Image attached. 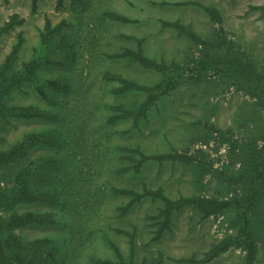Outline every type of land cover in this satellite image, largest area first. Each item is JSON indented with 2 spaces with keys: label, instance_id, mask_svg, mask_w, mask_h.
<instances>
[{
  "label": "rangeland",
  "instance_id": "1",
  "mask_svg": "<svg viewBox=\"0 0 264 264\" xmlns=\"http://www.w3.org/2000/svg\"><path fill=\"white\" fill-rule=\"evenodd\" d=\"M56 3L40 0L33 13L32 0H0V26L12 13L25 17L23 24L1 38L0 66L19 34L24 43L15 70L32 58L40 46L46 16L52 25L66 22L45 49L50 62L43 61L36 71L56 82V86H45L48 98L29 81L13 86L8 97L9 104L34 106L43 115L0 117V151L12 150L29 134L36 133L40 140L20 160L0 164V191L11 187L15 175L32 166L28 181L38 196L35 201L7 208L0 204L5 235H10L6 228L10 217L31 212L43 221L11 232L24 244L48 240L19 264H120L113 244L127 262L134 250V264L160 252L165 255L163 264H247V250L239 244L208 263L181 260L202 258L214 244L238 238L244 223L236 207L209 218L185 207L172 214L170 229L151 241L157 225L149 216L158 213L162 202L145 196L122 214L118 207L130 196L117 195L112 189L143 191L144 185L161 186L171 198L245 196L250 179L241 175L251 149L256 155L264 154V98L256 87L255 91L240 87L239 82L249 71L264 73V9H252L264 6V0H64V7L58 10ZM206 8L216 9L220 22ZM108 11L133 22L114 20L107 16ZM163 20L189 24L213 42L223 28L231 47L221 44L209 51L216 67L202 78V46L164 27ZM126 48L156 61L178 64L184 82L161 96L140 122L126 118L109 123L110 105L135 108L147 93H114L118 82L106 80L105 73L122 74L148 86L165 78L163 72L132 58L112 56ZM178 73L171 70L168 75L178 77ZM122 146L140 147L151 155L178 152L190 160L152 159L138 172H120L131 163L123 159ZM249 172L255 175L253 169ZM249 220L257 243L254 264H264V201Z\"/></svg>",
  "mask_w": 264,
  "mask_h": 264
},
{
  "label": "trees",
  "instance_id": "2",
  "mask_svg": "<svg viewBox=\"0 0 264 264\" xmlns=\"http://www.w3.org/2000/svg\"><path fill=\"white\" fill-rule=\"evenodd\" d=\"M7 1V0H5ZM40 0H32V12L35 13L38 8V2ZM64 7V0H57L56 9H61ZM211 14L213 19L220 22V13L213 8H206ZM252 9H264V6H252ZM107 16L110 18L129 23L133 22V19L114 12H106ZM25 22V17H22L19 13H12L9 18L4 21L0 26V41L4 34L10 32L17 25H21ZM66 22L63 20L59 24L52 25L51 19L46 16L44 28L40 31L41 41L39 48L36 49L35 54L31 59L24 61L22 66L15 70V63L19 57V53L24 43V38L22 34L18 35V41L12 47V50L8 53L4 63L0 66V117L5 118L8 115L11 116H24V117H40L43 115V111L34 106H19L12 105L8 103V97L10 90L13 86L18 85L22 81H29L35 84L38 93L44 97L48 98L45 90L47 85H55L56 82L52 79H45L40 77L36 71L39 65L43 61L49 59L46 58L45 49L47 48L51 39L61 32V29L65 26ZM162 24L166 28H171L181 36H186L192 39L197 44L201 45L204 49L203 58L200 62V76L205 78L210 69L215 68L213 61L210 59L209 51L218 49L221 44L229 45L230 41L222 34L224 31L221 28L218 32V38L216 41H210L201 37L197 34L191 25L184 24L178 20H163ZM231 44V43H230ZM231 47V45H229ZM113 57H129L134 61L140 63L146 68H152L161 71L165 74V78L158 84L148 86L140 84L139 82L129 80L122 74L115 73H105L104 78L108 81L118 82V86L113 87V92L117 94H122L127 91L135 90L147 93V97L140 103L138 107L128 108L124 104H112L110 109L112 114L109 117V123L115 122L119 119L132 118L135 122H140L147 117L150 108L155 105L161 96L168 94L172 89L176 88L183 80V68L178 64L172 62L168 64L165 61H156L148 56L144 55L141 51H137L131 48H126L123 51H119L112 54ZM194 70V66L191 67ZM198 68V67H197ZM177 71L178 77L173 75H168L170 71ZM198 78V77H197ZM197 80V79H196ZM239 86H247L249 89L258 91L262 94L261 97L264 98V73H258L254 71H249L247 75L243 78V82H239ZM257 94V92H255ZM38 135L36 133L29 134L27 139L19 143L10 151H0V164L8 165L14 161L20 160L23 155L27 152L29 148L40 142ZM235 146L240 147L239 144ZM120 150L124 153L123 159L130 160L131 163L127 164L120 169V172H125L127 170L140 171L143 164L152 159L159 161L165 160H190V157L185 154H180L178 152L164 153L158 155H151L145 153L140 147H130L122 146ZM252 154H250L249 161L245 163L244 167L246 169L245 173L241 175L248 176L250 181V186L247 188L245 196H236L232 199H216L212 197H206L202 195L194 196H180L178 198H171L168 196L163 187H148L144 185L143 191H137L132 188L124 187H113V192L117 195L130 196V200L120 207L118 210L122 214L126 213L131 209V207L141 198L145 196H150L152 199H159L162 202V206L155 215H150V219L156 220L157 228L154 230V235L151 241L159 240L163 233L170 229L171 227V216L175 211H180L185 207H193L199 210L204 218H209L213 215H219L226 211L231 206H234L238 210V216L242 222L243 227L238 238H228L224 241L214 244L209 250L204 252L202 258L191 257L189 259H181L191 263H208L217 258L221 253L228 250L233 244L242 245L247 250V264H254L257 255V243L254 236V230L251 228L250 215L258 208L264 201V154L263 156L256 155L254 153V148L251 149ZM250 151V152H251ZM264 151V150H263ZM241 156L244 157L242 151ZM249 169H253L254 176H250ZM32 166L24 168L19 175H15L14 181L11 187L3 188L0 191V204H3L7 208L24 201H35L38 196L31 189L30 183L28 181V176L32 173ZM240 177V176H239ZM240 177V178H241ZM2 178V177H1ZM40 221L43 219L36 216L35 214L29 212L25 214H15L6 221V228L10 230V235H5L6 231L4 228L5 222L0 224V264H19L25 261V256L31 254L32 252L39 249L47 239H37L31 243L24 244L18 236L13 234L11 231L25 226L29 223ZM241 222V221H240ZM122 233H129L124 229H117ZM131 235V241H133V234ZM116 253L118 254L120 264H134V250H132V257L130 261H126L123 257L120 249L117 245L113 244ZM165 260L164 253L160 252L158 256L151 258L150 260L145 259L141 264H163Z\"/></svg>",
  "mask_w": 264,
  "mask_h": 264
}]
</instances>
